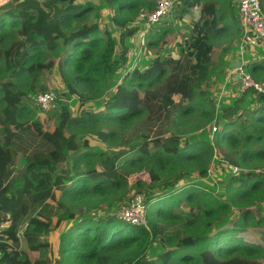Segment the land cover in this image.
<instances>
[{
    "label": "trees",
    "instance_id": "trees-1",
    "mask_svg": "<svg viewBox=\"0 0 264 264\" xmlns=\"http://www.w3.org/2000/svg\"><path fill=\"white\" fill-rule=\"evenodd\" d=\"M225 1L177 0L182 13L199 10L188 32H179L177 55L157 53L145 68L125 72L112 92L109 76L127 66L126 40L154 0H104L108 25L88 0L0 5V264L32 253L31 264H264V247L243 236L264 225V95L248 90L219 108L211 97L223 72L213 41L227 30L219 25ZM156 24L146 46L159 51L175 42L176 28L164 18ZM259 67L246 70L256 79ZM54 68L58 107L40 118L31 96L46 91L41 77ZM248 93L260 105L246 107ZM72 96L105 100L98 111L73 114ZM7 108L17 118L11 124ZM212 123L211 141L188 139ZM87 134L111 146L97 151ZM218 153L239 167L221 192L181 183L191 172L205 177ZM139 172L145 175L131 182ZM137 194L145 225L110 212ZM67 221L53 250L48 233ZM156 243L164 248L149 257Z\"/></svg>",
    "mask_w": 264,
    "mask_h": 264
},
{
    "label": "rangeland",
    "instance_id": "rangeland-1",
    "mask_svg": "<svg viewBox=\"0 0 264 264\" xmlns=\"http://www.w3.org/2000/svg\"><path fill=\"white\" fill-rule=\"evenodd\" d=\"M6 0H0V5L3 4ZM87 0H77L78 3L84 2ZM91 1L92 3L96 4L100 8V24H106L108 25V16L110 14V10L107 8L105 5L104 0H88ZM236 4L234 3V0H226L222 5L219 6V12L224 16L223 19L220 21V26H223L224 24L228 25L227 30L225 33L217 37L214 41V56L215 58H220L224 53L234 52L233 54L237 56L238 52L237 51V35H238V20L236 18ZM180 10L182 8H179L178 6L174 5L171 9V13L166 15L165 17L168 22H171L174 24L176 31H175V42L171 45L164 46L162 49L159 51L155 47H147L146 42L149 40V36L153 32V30L156 28L158 24H155L152 29H147L143 28L142 29V21L140 20L139 16L136 19L134 25L139 26L138 32L132 36L130 39H128V44H129V63H127V66L122 69V71L117 73H114L109 76V82H108V89L109 92H112L114 90V85L121 79V76L133 69L134 67H138L140 69L145 68L151 59L157 54H161L163 56L167 54H173L174 56L177 55L179 51V44L182 41L181 40V34L182 33H187L189 29V25L191 22H193L199 12L198 8L190 9V11L186 13H182ZM182 15L183 18H178L175 17L177 15ZM111 32L115 37H117V30L109 26ZM181 34H180V33ZM240 33V32H239ZM240 38V35H239ZM239 43V39H238ZM157 50V51H156ZM223 59V57H222ZM257 73H255V76ZM258 77H264L263 73H260ZM40 83L45 87L46 91H52L55 96V102H54V107H58L57 103V97L59 92L62 89V82L60 80L58 71L56 68H54L50 72H45L43 76L41 77ZM214 84V82H212ZM220 83V82H219ZM217 83V87H215V90H211V97L213 101L218 100L219 97V91H218V86L220 84ZM212 84V85H213ZM211 85V87H212ZM218 92V93H217ZM32 101L30 103V106L32 109L35 111L36 116L40 118H44L46 113L40 112L38 107L34 104L33 97L31 96ZM105 100V97L95 99V100H85L82 101V99H79L75 96H72V98L69 101V108L70 112L73 114H78L81 110H91V111H98L102 109L103 106V101ZM221 102V101H220ZM249 99H245V104L249 107H251L252 104L249 103ZM216 103V102H215ZM231 104V101L228 102ZM220 104V103H219ZM222 104V102H221ZM220 106V105H219ZM6 114L8 118V123L11 124L14 121H17V118L15 116V111L12 109L7 108L6 109ZM102 128L107 129V128H114L119 130V126L116 125H106V124H101L100 125ZM213 126V123L208 125L206 128L201 129L191 135L188 136V139L190 140H197V139H208L211 141L212 134L213 132L211 131ZM86 139L89 141V144L91 145L92 148H94L97 151H105L107 150L111 145L101 142L99 139H97L95 136L92 134H87ZM112 148V147H111ZM238 167V166H237ZM231 167L225 165L222 163L220 160H216L213 157V160L209 166L208 173L205 177H199L195 172H191L189 176L182 180V184L186 183H194L197 185H201L204 187H207L209 189H212L215 192H221L227 178L229 177L231 173ZM239 168V167H238ZM144 172H139V173H134L131 177V182H133L136 179V176H144ZM118 206H114V208L110 212H114L117 210ZM258 208L261 212V215L264 216V203H261L258 205ZM95 215H102V211L94 213ZM71 224V221L63 222L62 225H60L55 231H52L48 233V239L51 242L53 246V250L56 249L57 244H58V239L60 235L67 229V227ZM244 239L246 241L260 244L264 247V225H258L254 227H249L244 233H243ZM163 246L161 244H155L150 250H149V257H154L156 254L161 252L163 250ZM36 256L35 253L27 255L23 260H19L17 264H31L33 258Z\"/></svg>",
    "mask_w": 264,
    "mask_h": 264
},
{
    "label": "built area",
    "instance_id": "built-area-1",
    "mask_svg": "<svg viewBox=\"0 0 264 264\" xmlns=\"http://www.w3.org/2000/svg\"><path fill=\"white\" fill-rule=\"evenodd\" d=\"M235 2L236 15L240 23L238 43L240 65L234 69L238 74L239 91L244 93L248 90H253L258 95H264V80L260 81L253 78L243 63L244 54L248 49L256 45L264 46V8L261 0H235ZM176 3L177 0H154V7L151 10L141 9L139 18L144 28H146L145 30L151 29L158 21L168 15ZM55 99L56 96L52 91L38 93L33 97L34 104L40 112L54 108ZM215 130L216 127L212 126L211 131L214 132ZM214 159L220 160L223 164L231 167L232 174L239 171L236 165L229 164L219 153L215 154ZM111 213H114L118 219L124 220L129 224H146V207L142 196L138 194Z\"/></svg>",
    "mask_w": 264,
    "mask_h": 264
},
{
    "label": "crops",
    "instance_id": "crops-1",
    "mask_svg": "<svg viewBox=\"0 0 264 264\" xmlns=\"http://www.w3.org/2000/svg\"><path fill=\"white\" fill-rule=\"evenodd\" d=\"M234 3L236 4L235 0H234ZM235 11H236V9H235ZM170 13H171V11L169 12V14ZM167 17H164V19H166ZM181 18H183V16ZM235 19L238 20L237 16ZM238 22H239V20H238ZM239 25H240V23L238 24V26ZM238 28L239 29H238L237 46H236L237 51H238V39H239V35H240V33H239L240 32V26ZM130 38H128V39H130ZM128 39L126 40V43L129 46ZM129 52H130V49H129ZM233 53H234L233 51H232V53L231 52L227 53V51H226V53H224L225 55L222 56L223 57V72L213 79L214 84L212 83L213 85L211 87L212 93H213V90H215V87H217V83L220 82L219 83L220 86H218L219 97H218V100L214 101V102H216L215 104L218 108L221 106L229 105V103H228L229 101H231V103H232L233 100L239 98L242 95V93H240V91H239V79L237 76V72L234 70L236 68V66L234 65V62H236V61L240 62V55H239V52H238L237 56L234 55ZM261 62L264 63V46L263 45L253 46L250 49H248L246 51V53L244 54L243 63L245 66H247L249 63L261 64ZM128 63H129V60H128ZM120 71H122V69L119 70L118 72H120ZM256 73H257L256 79H264V77H258L260 73L264 74V67H259L258 72H256ZM246 98L249 99V101H250L249 103L252 104L251 105L252 108L260 105V102L255 103L253 100V99H256L255 94L248 93ZM220 101L222 102V104ZM246 107H248V106H246Z\"/></svg>",
    "mask_w": 264,
    "mask_h": 264
},
{
    "label": "water",
    "instance_id": "water-1",
    "mask_svg": "<svg viewBox=\"0 0 264 264\" xmlns=\"http://www.w3.org/2000/svg\"><path fill=\"white\" fill-rule=\"evenodd\" d=\"M261 3H262V6H263V8H264V0H261ZM234 65H235L236 67H238V66L240 65V62H238V61L234 62ZM237 76H238V74H237Z\"/></svg>",
    "mask_w": 264,
    "mask_h": 264
}]
</instances>
